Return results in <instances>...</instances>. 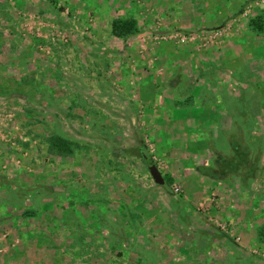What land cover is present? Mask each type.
Segmentation results:
<instances>
[{"label": "rangeland", "instance_id": "rangeland-1", "mask_svg": "<svg viewBox=\"0 0 264 264\" xmlns=\"http://www.w3.org/2000/svg\"><path fill=\"white\" fill-rule=\"evenodd\" d=\"M0 264H264V0H0Z\"/></svg>", "mask_w": 264, "mask_h": 264}, {"label": "trees", "instance_id": "trees-1", "mask_svg": "<svg viewBox=\"0 0 264 264\" xmlns=\"http://www.w3.org/2000/svg\"><path fill=\"white\" fill-rule=\"evenodd\" d=\"M137 22L130 21H116L112 26V33L117 38H127L134 35L138 28ZM51 146L54 149H58L61 154L68 155L72 151L71 143L61 137L52 138L50 140Z\"/></svg>", "mask_w": 264, "mask_h": 264}, {"label": "water", "instance_id": "water-1", "mask_svg": "<svg viewBox=\"0 0 264 264\" xmlns=\"http://www.w3.org/2000/svg\"><path fill=\"white\" fill-rule=\"evenodd\" d=\"M149 171L154 179V181L156 182L157 185L159 186H164L165 185V180L161 174V172L159 171V169L156 166H151L149 168Z\"/></svg>", "mask_w": 264, "mask_h": 264}, {"label": "built area", "instance_id": "built-area-1", "mask_svg": "<svg viewBox=\"0 0 264 264\" xmlns=\"http://www.w3.org/2000/svg\"><path fill=\"white\" fill-rule=\"evenodd\" d=\"M178 192V191H177Z\"/></svg>", "mask_w": 264, "mask_h": 264}]
</instances>
